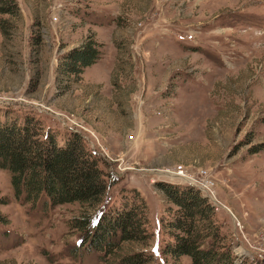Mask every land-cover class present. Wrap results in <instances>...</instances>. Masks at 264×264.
<instances>
[{"label": "rangeland", "instance_id": "obj_1", "mask_svg": "<svg viewBox=\"0 0 264 264\" xmlns=\"http://www.w3.org/2000/svg\"><path fill=\"white\" fill-rule=\"evenodd\" d=\"M14 2L17 16L0 13V110L38 115L59 143L79 134L107 187L94 206L44 196L32 206L0 169V264H122L134 253L138 264H189L161 251L159 219L174 207L157 182L197 187L234 264H264V0ZM90 36L99 59L59 93L58 57ZM134 196L146 243L95 248L74 226Z\"/></svg>", "mask_w": 264, "mask_h": 264}, {"label": "trees", "instance_id": "obj_2", "mask_svg": "<svg viewBox=\"0 0 264 264\" xmlns=\"http://www.w3.org/2000/svg\"><path fill=\"white\" fill-rule=\"evenodd\" d=\"M0 13L17 16L14 0H0ZM5 21L0 19L1 34L6 32ZM100 55V44L91 36L62 52L54 68L58 81L55 89L59 93L66 90L68 83L79 80L83 68L96 62ZM0 169L9 173L13 196L22 197L32 206L42 196L51 205L78 202L94 206L95 202H101L107 187L103 170L85 148L79 134L70 130L59 143L56 134L44 127L38 115L30 111L19 114L8 107L0 110ZM155 187L174 207L159 219L165 231L161 244L164 256H170L175 262L184 255L189 258V264H234L229 247L221 241L213 204L206 195L189 184L178 188L157 182ZM6 201L5 196H0V204ZM143 209L142 199L134 196L127 206L97 214L92 224L84 212L73 222L90 236L95 248L114 246L112 238L143 244L151 236L143 224ZM0 223L4 220L0 219ZM90 224L94 227L92 231ZM140 261L144 262L141 254L134 253L124 256L121 263L138 264Z\"/></svg>", "mask_w": 264, "mask_h": 264}, {"label": "built area", "instance_id": "obj_3", "mask_svg": "<svg viewBox=\"0 0 264 264\" xmlns=\"http://www.w3.org/2000/svg\"><path fill=\"white\" fill-rule=\"evenodd\" d=\"M176 172H177V173H174V174H172V175H174V176L176 175L177 177H178V176H179V177H180V176H183L181 170H176ZM207 196H208V195H207Z\"/></svg>", "mask_w": 264, "mask_h": 264}, {"label": "bare ground", "instance_id": "obj_4", "mask_svg": "<svg viewBox=\"0 0 264 264\" xmlns=\"http://www.w3.org/2000/svg\"><path fill=\"white\" fill-rule=\"evenodd\" d=\"M174 173V172H173ZM172 174V173H171ZM181 178H183L182 176H180Z\"/></svg>", "mask_w": 264, "mask_h": 264}]
</instances>
